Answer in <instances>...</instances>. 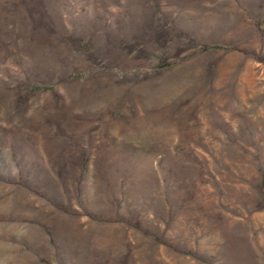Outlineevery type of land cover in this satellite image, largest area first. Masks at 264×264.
Segmentation results:
<instances>
[{
    "label": "rangeland",
    "instance_id": "374dc122",
    "mask_svg": "<svg viewBox=\"0 0 264 264\" xmlns=\"http://www.w3.org/2000/svg\"><path fill=\"white\" fill-rule=\"evenodd\" d=\"M0 264H264V0H0Z\"/></svg>",
    "mask_w": 264,
    "mask_h": 264
},
{
    "label": "trees",
    "instance_id": "16d2710c",
    "mask_svg": "<svg viewBox=\"0 0 264 264\" xmlns=\"http://www.w3.org/2000/svg\"><path fill=\"white\" fill-rule=\"evenodd\" d=\"M215 49V48H214ZM216 49H220L219 47H216ZM168 65H170V64H165L164 66H168Z\"/></svg>",
    "mask_w": 264,
    "mask_h": 264
}]
</instances>
